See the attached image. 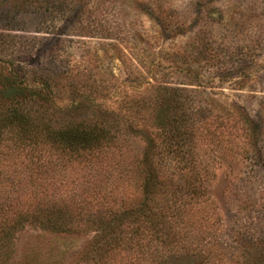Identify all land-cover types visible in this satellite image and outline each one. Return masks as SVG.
<instances>
[{
    "label": "trees",
    "instance_id": "obj_1",
    "mask_svg": "<svg viewBox=\"0 0 264 264\" xmlns=\"http://www.w3.org/2000/svg\"><path fill=\"white\" fill-rule=\"evenodd\" d=\"M79 1L0 0V9L6 8L0 10V264H17L16 239L21 230H36L40 240L22 252L20 264H56L54 247H41L45 237L62 234L89 237L74 264H218L200 246L212 231L202 223V215L187 214L186 208L204 201L208 162L223 156L213 154L216 134L234 132L248 144L260 134L256 124L246 126L248 118L239 105L210 96L214 93L211 89L218 87L215 80L247 79L238 67L240 61L227 63L224 58L226 52L232 56L235 47L226 44L217 50L213 44L220 39L216 23L222 22L227 12L195 8V50L171 51L173 57L180 56V63L158 76L151 64L145 70L141 67L145 73L152 71L154 77L152 95L145 102L144 110L150 113L145 125L138 122L143 108L136 106L119 115L101 107L90 92L105 97L110 86L99 83L91 89V84H86L89 72L85 77L76 72L77 79L68 72L36 74L26 68L25 60L5 51L6 38L14 36L3 31L16 29L18 22H22V30L42 31L54 38H108L105 46L122 51L113 26L90 20ZM45 22L51 25L50 31L41 30ZM184 26L159 23L158 31L178 33ZM148 42L141 44L146 47ZM157 42L153 39L150 44ZM173 46L161 40L160 48L165 51ZM141 72L132 75L139 85ZM64 85L72 91L87 86L89 93L83 90L81 96L89 102L71 98L58 105L55 93ZM79 110L82 114H76ZM123 117L127 121L122 128L128 132L120 130ZM130 137L144 144L140 158L133 156L135 167H140L136 192L96 197L98 190L93 189L79 192L80 196H74L75 192L69 197L56 195L55 172L59 168L80 164L91 165L96 171L103 160L113 167L118 162L111 152H119L122 145L127 148ZM240 148L233 151L231 165L239 179L248 151ZM193 225L195 244L190 246L192 241L184 242V232Z\"/></svg>",
    "mask_w": 264,
    "mask_h": 264
},
{
    "label": "rangeland",
    "instance_id": "obj_2",
    "mask_svg": "<svg viewBox=\"0 0 264 264\" xmlns=\"http://www.w3.org/2000/svg\"><path fill=\"white\" fill-rule=\"evenodd\" d=\"M78 4L85 5V14L93 22L113 26L116 38L120 40L118 47L122 51L105 46L108 38H80L72 35L54 38L52 34L46 35L42 31L22 30V22L15 23L19 27L14 30L3 31L14 37H7L9 43L2 46L6 52L11 50V54L19 60H25L26 68L36 74L68 72L75 76L73 79H77L76 72L84 74L81 77L89 72L86 84H91V89L99 83L110 86L107 87L105 97L94 90L90 92L101 107L119 115L126 113L127 109H136V106L143 108L139 111L142 117L138 122L145 125L149 123L150 117L148 109L144 110L145 102L152 95L150 85L154 84V77L151 75L152 71L148 74L143 70L151 64L154 66L153 71L157 72L155 76H158L167 69H175L180 63V56L173 57L171 51L195 50L196 43L192 35V26L197 22L195 8L221 9L225 14L227 12L224 20L216 23L220 39L213 41V44L217 46V50L226 44L235 47L232 56L226 52L223 57L228 59L227 63L240 61L238 67H242L247 79L234 82L236 79L228 77L222 78L220 83L215 80L218 87L211 89L214 93L210 96L218 102L232 101L239 105L248 118L246 126L256 124L260 128V134L249 144L247 139L246 143H242L241 136H236L234 132L229 134L226 130L216 134L217 148L213 154L221 153L223 156L208 162L210 175L206 181L204 201L187 207L186 211L187 214L198 213L203 216L202 223L210 228L212 235L200 242L201 251H209L208 256L215 257L218 264H264V0H80ZM5 9L0 10L4 12ZM159 23H184L185 26L178 29V33H160ZM40 26L45 28L41 30L50 31L49 23L45 22ZM179 33L183 35L180 36ZM153 39L158 42L150 44ZM143 40H149L148 47H143ZM161 40L164 43L169 41L174 46L165 51L160 48ZM133 42L138 43L134 45ZM139 69L142 71L140 85L132 78ZM238 78L237 80H241ZM87 86L77 87L73 91L66 85L58 88V93L55 94L60 100H57V104L62 105L71 98L89 102L81 96L83 90L89 93ZM128 99L135 101L130 103ZM82 111H76V114H82ZM121 120L120 130L128 132L122 128L127 118L123 117ZM125 126L126 124L123 127ZM129 139L127 148L122 145L119 152L110 154L118 162L116 167H111L108 160H103V165H97L96 171H93L91 165L80 164L59 168L55 172L56 195L69 197L75 192L74 196H80L79 192L93 189L98 190L96 197L101 194L131 195L136 192L140 167H135L133 156L140 158L144 144L136 137ZM240 147L248 151L239 179L235 177L236 172L231 169V165L233 151L241 150ZM194 228L195 225L186 227L184 232V242L188 244L192 241L190 246L195 244V240L191 239ZM36 232L21 230L18 234L17 264H20L22 252L27 246L40 240L35 236ZM88 238L87 235L47 236L41 248L47 250L48 246L54 247L53 252H58V255H53L56 264H74L79 249Z\"/></svg>",
    "mask_w": 264,
    "mask_h": 264
}]
</instances>
